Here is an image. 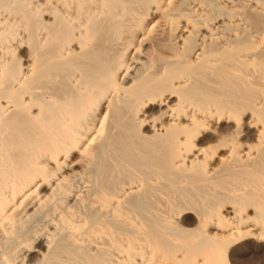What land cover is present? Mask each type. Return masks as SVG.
Returning <instances> with one entry per match:
<instances>
[{"label": "bare ground", "instance_id": "obj_1", "mask_svg": "<svg viewBox=\"0 0 264 264\" xmlns=\"http://www.w3.org/2000/svg\"><path fill=\"white\" fill-rule=\"evenodd\" d=\"M0 264H264V0H0Z\"/></svg>", "mask_w": 264, "mask_h": 264}]
</instances>
